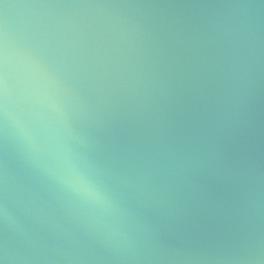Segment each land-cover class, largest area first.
I'll use <instances>...</instances> for the list:
<instances>
[{
    "label": "water",
    "instance_id": "water-1",
    "mask_svg": "<svg viewBox=\"0 0 264 264\" xmlns=\"http://www.w3.org/2000/svg\"><path fill=\"white\" fill-rule=\"evenodd\" d=\"M0 264H264V0H0Z\"/></svg>",
    "mask_w": 264,
    "mask_h": 264
}]
</instances>
